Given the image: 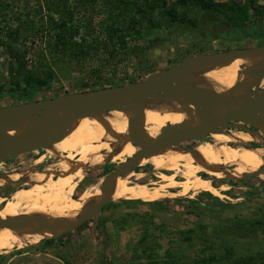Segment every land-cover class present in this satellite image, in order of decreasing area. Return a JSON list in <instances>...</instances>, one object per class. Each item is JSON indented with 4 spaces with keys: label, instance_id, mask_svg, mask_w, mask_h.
<instances>
[{
    "label": "rangeland",
    "instance_id": "1",
    "mask_svg": "<svg viewBox=\"0 0 264 264\" xmlns=\"http://www.w3.org/2000/svg\"><path fill=\"white\" fill-rule=\"evenodd\" d=\"M173 1L167 0V4ZM210 1L213 7L227 8L230 0ZM257 3L264 6V0H258ZM68 5L71 12L68 26H81L80 37L85 36V19L82 11L78 9V12L75 7L76 0H69ZM0 9H3L0 16V108L87 91L103 84H108L106 87L130 84L198 54L253 47L263 45L260 43L264 42V38L256 34L264 25L262 15L251 14L250 37L243 29L240 31L246 34L232 29L228 20L212 9L197 10L189 6L188 17L197 18L195 26L188 22L172 26L161 24L157 10L152 18L163 33L158 34L157 29L148 28L147 32H155L149 34L146 40L130 35L127 46L130 56L124 58L121 54L117 62L106 65L100 79L90 75L93 67L90 66V60L75 64L59 53L50 54L48 50L44 51L42 58L37 55L39 49L34 50L41 44V40L36 43H32V39L28 40L30 50L23 59L26 69L35 70L42 65L50 68L52 73L50 83L44 84L31 96H27L28 89L23 87L21 93L24 97L20 98L10 80L7 32L19 28L28 16L41 21V11L38 0H0ZM179 12H182L181 8ZM54 16L57 22L65 18L57 13ZM146 21L144 26H147ZM43 45L47 46L45 42ZM136 46L143 50L132 54L131 48ZM196 143L189 142L183 146L193 149ZM128 158L124 156L123 160ZM37 159L40 161L35 164ZM124 161L118 160L97 172L87 174L76 188V197L81 196L87 186L97 182L101 175L113 172ZM47 167L54 174L60 170L57 158L47 150L39 149L1 164L0 175L14 171L26 172L29 169L34 174ZM226 169L228 171L225 170V173L229 174L236 166L231 165ZM160 172L166 171L157 170L151 163H146L137 167L133 173L139 177L137 183L150 184L160 181L157 176ZM200 175L210 177L205 172ZM211 178L215 187L227 186L223 192L225 197L202 191L189 197L177 194L154 201L140 200L118 205L115 203L119 200H115L79 227L54 237L56 241L49 246L41 249L42 241L2 253L5 257L0 259V264H196L198 260L214 255L216 258L211 260L212 264H228L227 252H234V258L264 254V219L260 224L254 221L255 218H264V182L259 178L231 179L227 175L220 179ZM9 185L0 184V203L3 201L0 209L4 207V200L10 196L3 194ZM179 190L181 188L169 192ZM224 204L231 205L223 207Z\"/></svg>",
    "mask_w": 264,
    "mask_h": 264
},
{
    "label": "bare ground",
    "instance_id": "2",
    "mask_svg": "<svg viewBox=\"0 0 264 264\" xmlns=\"http://www.w3.org/2000/svg\"><path fill=\"white\" fill-rule=\"evenodd\" d=\"M258 58H240L229 65L187 72L184 77L194 85L241 94L254 81V76L240 71ZM260 85H264V77ZM134 106V103L128 104L130 109ZM140 106L144 112L145 137L135 133V140L147 141L150 146L156 142V137L167 123L185 122L191 126L198 124L194 106L186 100L152 98L140 103ZM137 122L121 111L82 119L74 125L66 139L47 149L49 154L57 158L60 168L57 174L52 173L48 167L34 174H31V169L1 174L0 184L11 183L18 187L6 199L4 207H1L0 220L18 221L22 216H40L46 219V224L56 226L65 220L78 221L89 206L104 200L105 194L101 187L102 178L87 186L79 197H76L77 186L83 182L88 172H97L105 165L118 160L124 161V156L135 154L137 147L128 136L129 126ZM12 133L13 131H8L5 134ZM256 134L258 136L239 130L221 131L212 134L210 141L200 142L193 149L175 146L164 148L145 157L140 163V166L151 163L155 169L166 171L157 174L160 181L137 183L136 179L139 177L134 171H130L113 181V200L154 201L177 194L189 197L202 191L220 198L225 197L223 192L227 190V186L215 187L211 177H225L226 171L223 168L231 165L236 166L229 173L232 177L262 168L264 125L259 127ZM252 142L260 145L253 146ZM39 161L36 160L35 164ZM202 172L210 177L203 178L200 175ZM259 178L264 182V173ZM180 188L179 191L169 192ZM58 232L57 229L47 230L39 225L26 226L20 230L0 229V254L37 244L42 239L52 238Z\"/></svg>",
    "mask_w": 264,
    "mask_h": 264
},
{
    "label": "water",
    "instance_id": "3",
    "mask_svg": "<svg viewBox=\"0 0 264 264\" xmlns=\"http://www.w3.org/2000/svg\"><path fill=\"white\" fill-rule=\"evenodd\" d=\"M260 31L264 32V25H261ZM154 32H146L144 37ZM254 57L259 58L240 71L242 74L254 76V81L241 94L194 85L184 77L190 71L202 70L210 66H225L240 58ZM263 77L264 44L198 54L130 84L67 93L1 107L0 165L39 149L47 150L50 146L62 142L72 132L74 125L85 118L121 111L132 116L138 122L129 126L128 136L137 147V151L127 160L121 162L113 172L98 178V180L103 179L101 187L105 199L89 206L78 221L65 220L56 226L46 224V219L40 216H22L18 221L0 220V229L20 230L26 226L39 225L47 230L57 229L59 231L52 238L39 241L45 242L79 227L101 213L107 204L115 201L113 200V181H116L118 176H125L130 171L136 172L141 161L147 156L154 155L170 146H180L188 150L190 148L183 144L192 140L207 142L210 141L212 134L231 131L233 128L258 136L256 133L259 127L264 125V85H260ZM152 98L188 101L190 105L194 106L198 124L191 126L185 122L167 123L161 129L152 146L147 141L145 143V141L135 140V133L145 137L144 112L140 103ZM130 103L135 104L133 109L128 108ZM8 131H13V133L5 134ZM259 137L263 138L261 135ZM254 144L260 145L257 142L252 145L254 146ZM89 173L92 172L87 174ZM263 173L264 166L259 170L246 172L237 178H259ZM226 175L234 179L230 174L226 173Z\"/></svg>",
    "mask_w": 264,
    "mask_h": 264
},
{
    "label": "trees",
    "instance_id": "4",
    "mask_svg": "<svg viewBox=\"0 0 264 264\" xmlns=\"http://www.w3.org/2000/svg\"><path fill=\"white\" fill-rule=\"evenodd\" d=\"M257 1L230 0L227 8H219L213 7V2L210 0H175L170 4H167V0H76L75 7L82 11V17L85 19L83 26L86 30L85 36L80 37L81 26H68V18H70L69 14L71 13L68 5L69 0H38L42 20L35 21L34 18L31 19V16H28L19 28L7 32L10 80L20 98L24 97V94L21 93L23 87L28 89L27 96H31V93H37L44 84L50 83L49 78H51L50 74L52 73L50 68L41 65L37 66L35 70H27L25 67L23 59L29 53L30 48L27 42L31 39L32 43L41 40V44L34 50L38 48L39 53L37 55L42 58L44 51L48 50L50 54L59 53L61 56L74 61L75 64L90 60V66H93L90 75L100 79V74L106 65L117 62L116 59L121 54L124 58L130 56L131 53L127 50L130 35L133 34L138 39L146 40L144 34L148 28L157 29L158 34L163 33V30L158 28L155 19L152 18L157 10H159L161 24L172 26L176 23L188 22L195 26L197 25V18L188 17L189 6L191 9L197 10L212 9L222 14L231 24L232 29H238L241 34L245 33L240 31L243 29L251 37L252 34L250 33L252 32L249 31L252 29L250 26L251 14L264 17V11H262L264 6H259ZM100 5L101 7L98 8ZM180 8L181 13L179 12ZM2 13L3 9H0V16ZM56 13L64 15L65 18L61 22H57L54 16ZM144 20H147L145 23L147 26L143 25ZM256 34L259 38H264V32L257 30ZM43 42L47 44L46 47ZM260 44H264V42ZM142 50L143 48L138 46L131 48L132 54L137 53V51L142 52ZM107 85H98L87 90L104 88ZM254 146L258 145L254 144ZM138 201L140 200H119L115 205ZM152 203L158 204L160 202ZM229 205L231 204L222 206L227 207ZM263 219L255 218L254 221L260 224ZM55 241V238L46 240L42 243L41 249ZM227 256L228 264H264V254L261 253L234 258V252H227ZM4 257L3 254H0V259ZM215 258L216 255L210 258H202L195 263L212 264L211 260Z\"/></svg>",
    "mask_w": 264,
    "mask_h": 264
},
{
    "label": "flooded vegetation",
    "instance_id": "5",
    "mask_svg": "<svg viewBox=\"0 0 264 264\" xmlns=\"http://www.w3.org/2000/svg\"><path fill=\"white\" fill-rule=\"evenodd\" d=\"M250 128H253L252 126H250ZM189 142H192V143H195V142H197L196 144H194L193 146L194 147H196L197 145H198V143H200V142H198L197 140H192V141H189ZM189 142H187V143H189ZM20 157V156H19ZM19 157H17V158H15V159H18ZM38 160V159H37ZM8 162V161H7ZM6 163V162H5ZM42 170V169H41ZM14 172H19V171H14ZM207 178V177H206ZM137 180H139V178H137ZM10 185H9V187L7 186V188H6V190H4L5 192L3 193V194H7V195H11L12 194V192L14 191V189L16 188V187H18V185H13V184H11V183H9ZM6 200H4V202H5ZM3 203V201L0 203V205Z\"/></svg>",
    "mask_w": 264,
    "mask_h": 264
}]
</instances>
